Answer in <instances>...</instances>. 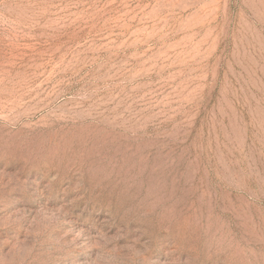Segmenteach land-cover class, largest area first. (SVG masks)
<instances>
[{"label":"rangeland","instance_id":"374dc122","mask_svg":"<svg viewBox=\"0 0 264 264\" xmlns=\"http://www.w3.org/2000/svg\"><path fill=\"white\" fill-rule=\"evenodd\" d=\"M0 264H264V0H0Z\"/></svg>","mask_w":264,"mask_h":264}]
</instances>
